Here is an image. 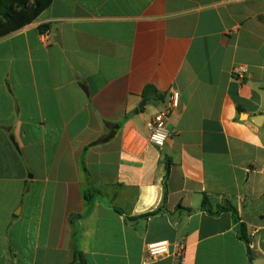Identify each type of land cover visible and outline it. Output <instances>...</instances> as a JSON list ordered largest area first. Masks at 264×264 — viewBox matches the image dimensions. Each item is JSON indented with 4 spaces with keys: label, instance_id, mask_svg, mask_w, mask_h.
Wrapping results in <instances>:
<instances>
[{
    "label": "crops",
    "instance_id": "obj_1",
    "mask_svg": "<svg viewBox=\"0 0 264 264\" xmlns=\"http://www.w3.org/2000/svg\"><path fill=\"white\" fill-rule=\"evenodd\" d=\"M165 189L158 214L127 221ZM203 197L235 209L250 263ZM159 242L182 244V263L150 260ZM75 250L85 264H264V0H52L0 38V264H77Z\"/></svg>",
    "mask_w": 264,
    "mask_h": 264
},
{
    "label": "trees",
    "instance_id": "obj_2",
    "mask_svg": "<svg viewBox=\"0 0 264 264\" xmlns=\"http://www.w3.org/2000/svg\"><path fill=\"white\" fill-rule=\"evenodd\" d=\"M52 0H0V38L11 34L24 26L32 23L50 4ZM46 26H40L39 31L44 32ZM151 90L150 87H147L146 91ZM108 126V124L106 125ZM110 134H105L101 139H99L96 143L104 142L108 139ZM168 174V167L166 168V175ZM92 195L90 192L84 195V199L88 202L91 199ZM166 200V189L163 194L162 204L159 209L152 213H148L142 215L137 218L127 219V221H134L138 219H147L156 214H158L162 210V205H164ZM178 209L182 210L185 214L193 213L191 209H184L178 207ZM200 211L207 213L210 216H218L221 213L228 212L231 214L233 218V222L236 224L238 237L245 243L248 261L251 262L250 258V247L249 241L246 235V229L244 224L239 222V217L237 212L228 202H223V204L218 205L215 209H212L207 201L206 197H203L201 206L199 208ZM75 261L77 264H85V261L78 250H75Z\"/></svg>",
    "mask_w": 264,
    "mask_h": 264
},
{
    "label": "built area",
    "instance_id": "obj_3",
    "mask_svg": "<svg viewBox=\"0 0 264 264\" xmlns=\"http://www.w3.org/2000/svg\"><path fill=\"white\" fill-rule=\"evenodd\" d=\"M233 78L237 81H242L249 76L246 67L239 65L232 69ZM179 93L175 89L168 92L167 102L165 106L152 118L149 127V136L147 142L155 147H162L170 133L166 128L165 122L173 113L179 108ZM147 256L150 260H157L164 257L172 256L176 258L179 263H182L183 250L182 244L171 245L167 242H159L148 244L145 248Z\"/></svg>",
    "mask_w": 264,
    "mask_h": 264
},
{
    "label": "water",
    "instance_id": "obj_4",
    "mask_svg": "<svg viewBox=\"0 0 264 264\" xmlns=\"http://www.w3.org/2000/svg\"><path fill=\"white\" fill-rule=\"evenodd\" d=\"M146 103H147V100H143L142 102H141V104L139 105V109L140 108H142L143 106H145L146 105Z\"/></svg>",
    "mask_w": 264,
    "mask_h": 264
}]
</instances>
